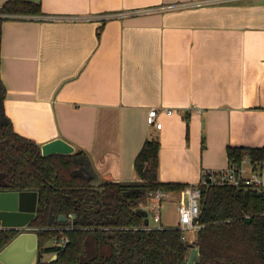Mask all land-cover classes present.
Returning a JSON list of instances; mask_svg holds the SVG:
<instances>
[{
  "label": "crops",
  "instance_id": "1",
  "mask_svg": "<svg viewBox=\"0 0 264 264\" xmlns=\"http://www.w3.org/2000/svg\"><path fill=\"white\" fill-rule=\"evenodd\" d=\"M27 1L43 14L3 23L5 110L18 134L85 150L101 184L140 181L149 138L161 145L158 179L187 185L228 167L229 147H264L261 0L123 17L200 0ZM102 14L114 16L90 18ZM152 108L161 128L148 123Z\"/></svg>",
  "mask_w": 264,
  "mask_h": 264
},
{
  "label": "trees",
  "instance_id": "2",
  "mask_svg": "<svg viewBox=\"0 0 264 264\" xmlns=\"http://www.w3.org/2000/svg\"><path fill=\"white\" fill-rule=\"evenodd\" d=\"M40 3L8 0L0 8V192L37 190L39 208L31 222L38 234V264H188L191 245L177 228L145 229L146 212L137 208L157 190L178 193L189 185L158 179L160 142L149 138L135 159L140 181L93 185L96 174L88 153L44 156L41 145L18 134L7 116L2 75L3 23L21 15H42ZM264 147H229L230 163L245 155L262 156ZM73 214V220L61 222ZM202 228L194 247L197 264H264V194L232 186L202 188ZM74 225L73 229L64 228ZM19 230H0V251ZM69 243L54 255L55 239Z\"/></svg>",
  "mask_w": 264,
  "mask_h": 264
},
{
  "label": "built area",
  "instance_id": "3",
  "mask_svg": "<svg viewBox=\"0 0 264 264\" xmlns=\"http://www.w3.org/2000/svg\"><path fill=\"white\" fill-rule=\"evenodd\" d=\"M240 1L249 0H200L193 2L178 3L173 5L164 6L161 8H148L138 9L131 12H124L118 14V16L140 15L149 12L162 11L165 9H180L189 7H200L205 5H215L220 3H234ZM264 2V0H261ZM113 14L96 15L90 17L93 20H107L113 18ZM56 17L55 19H57ZM168 115L174 114L173 109H164ZM159 111L156 108L150 109L148 113V123L150 126L161 128L162 123L158 119ZM232 186L237 189L250 190L258 194H264V153L262 156L245 155L240 161L229 163L228 167L224 169H205L202 171L201 179L198 184L189 185L179 193V223L177 229L183 233V240L187 241L186 233L189 230H200L201 225L196 223L200 215V206L202 198V188L208 186ZM172 192L164 190H157L150 193L149 199L145 203L140 205H146L143 209L146 212V218L149 220V224H145V229H155L162 227V207L165 198L172 196ZM148 211L152 212V217L149 218ZM73 214H69L68 220L74 219ZM157 223V226H153L150 220ZM74 225H70L65 230L73 229ZM26 230H32L30 227ZM20 231V230H19ZM68 237H62L55 239L52 242V247H55L54 255L58 254L69 243Z\"/></svg>",
  "mask_w": 264,
  "mask_h": 264
},
{
  "label": "water",
  "instance_id": "4",
  "mask_svg": "<svg viewBox=\"0 0 264 264\" xmlns=\"http://www.w3.org/2000/svg\"><path fill=\"white\" fill-rule=\"evenodd\" d=\"M42 154L50 156L54 154H73L77 148L65 138L58 137L41 146ZM97 179L100 177L97 175ZM94 186L99 187L100 181H95ZM39 208V193L37 190L26 191H2L0 192V224L4 230H20L4 249L0 251V264H38L39 237L34 231H28L31 222L36 218ZM61 222H67L64 216ZM145 224H149L148 218ZM55 254L52 259H57ZM200 258L198 247L190 251L188 264H197Z\"/></svg>",
  "mask_w": 264,
  "mask_h": 264
},
{
  "label": "rangeland",
  "instance_id": "5",
  "mask_svg": "<svg viewBox=\"0 0 264 264\" xmlns=\"http://www.w3.org/2000/svg\"><path fill=\"white\" fill-rule=\"evenodd\" d=\"M178 205L179 200L176 196H170L169 198H165L163 201V207H162V218H163V224L166 226V228H172L169 227L170 225L176 226L178 224L179 220V213H178ZM146 205H139L137 208L144 209ZM149 218L152 217V212L148 211ZM151 224L153 226H157L158 224L155 223L152 219L150 220ZM169 225V226H167ZM175 228V227H174ZM187 242L191 245V248L194 247V244H196L198 240V230L192 229L187 231L186 233ZM190 255V253H189ZM188 255V259H189ZM53 255H47L46 258L50 259Z\"/></svg>",
  "mask_w": 264,
  "mask_h": 264
}]
</instances>
